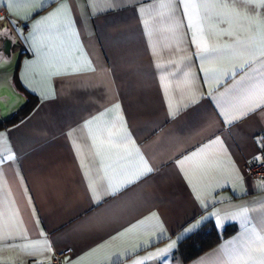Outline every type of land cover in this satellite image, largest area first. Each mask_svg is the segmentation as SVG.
<instances>
[{
	"label": "crops",
	"instance_id": "0c3cea01",
	"mask_svg": "<svg viewBox=\"0 0 264 264\" xmlns=\"http://www.w3.org/2000/svg\"><path fill=\"white\" fill-rule=\"evenodd\" d=\"M61 2L50 0L25 20L22 17L31 9L11 14L8 0H0V10L9 13L25 43L18 84L38 97L27 116L0 124V132H7L16 154L14 162L0 165L4 173L0 177V224L8 221L15 231L27 230V240L14 241L20 246L6 247L7 242L0 241V261L48 262L57 251L70 248L64 264H96L126 249L133 251L121 256L120 264L138 260L143 264H220L222 248L245 227L240 219L230 217L247 209L252 225L264 222V180L250 177L245 169L247 161L264 155V105L231 124L225 122L228 118L221 115L220 105L231 101L233 93L228 89L233 81L205 82L188 29L175 28L182 17L169 21L161 0H122L118 5L113 0L111 8L103 0H68L75 21L70 34L55 40L51 52L45 43L42 55L35 54L34 43L48 29L42 25L34 34L32 26L55 12ZM140 8H150L153 16L139 12ZM142 18L149 19L151 34ZM204 26L211 43L231 42L212 34L208 21ZM45 56L58 57L61 70L68 74L48 76ZM158 64L166 65L163 71L168 79L162 78ZM186 65L195 74L198 94L190 107H183L189 103L187 88L181 83ZM169 99L181 109L175 117L169 115ZM95 116L101 126L122 116L154 167L152 174L99 204L93 203L86 179L97 174L99 161L83 128ZM217 136L221 143L212 145L217 167L197 181L201 204L176 161ZM139 220L145 223L123 238L110 239ZM208 222L215 225L220 240L186 259L181 242ZM44 239L51 252L22 247ZM146 241V246L137 249ZM100 243H105L104 249L85 255ZM169 245L167 253L157 255ZM81 256L83 260L78 259ZM104 264H108L106 259Z\"/></svg>",
	"mask_w": 264,
	"mask_h": 264
},
{
	"label": "snow or ice",
	"instance_id": "6c2138e0",
	"mask_svg": "<svg viewBox=\"0 0 264 264\" xmlns=\"http://www.w3.org/2000/svg\"><path fill=\"white\" fill-rule=\"evenodd\" d=\"M49 2L50 0H8V8L11 14H18L19 9H31V12L22 17L27 20L32 12L39 13ZM51 2H55V0H51ZM95 2L96 0H89V3ZM103 2L108 8L113 6V0H103ZM115 2L118 5L122 0H115ZM160 7L168 9L167 19L169 21H175L178 16L182 17L179 22L175 23V28L177 30L181 27L188 29L191 43L196 49L195 55L201 62L200 69L204 74L205 82L222 84L225 78L233 81L228 89V92L233 93L231 101L227 105H220L224 109L221 115L228 118L225 120L226 123L231 124L241 118V115L246 116L264 105V0H161ZM138 11L146 12L149 17L153 16L150 8L147 10L140 8ZM156 15H161V13H156ZM49 21L54 22L48 23ZM205 21L210 23L212 34L220 38L227 37L231 42L211 43L206 34ZM143 22L151 34L153 29L149 19H143ZM12 23L15 26V21ZM74 23L68 0H62L55 12L36 21L32 26L34 34L41 31L42 25H47L48 29L44 38L34 43L33 52L42 55L40 49L45 43H47L50 52L54 50V41L61 37H67ZM241 33L244 34V38H241ZM8 35L7 30H4L3 33H0V38ZM44 62L48 69V76L68 74L61 70L58 57L45 56ZM90 63L91 61H89ZM157 67L161 69L162 78L168 79V74L163 71L166 65L158 64ZM88 70L94 71L92 68ZM172 75L175 76V73ZM181 77V83L187 88V99L189 100V103L184 104L183 107H190L192 103L196 102L198 95L194 87L195 74L190 71V66L186 65V70L181 73ZM168 106L169 115L173 117L181 110L173 104L171 99L168 101ZM115 107L119 109L120 106L117 104ZM97 121H99V116L92 117L83 124L91 141L94 156L99 161L97 174L94 177L89 174V177L86 178L89 181L87 187L91 199L95 204H99L105 197H116L129 185L135 184L154 172V167L149 164L148 159H145L132 134L128 132L122 116L118 117L117 121L111 125L101 126L96 123ZM217 143H221L218 136L210 143L197 146L196 150L191 151L190 154H184L183 158L176 161L177 167L183 173L201 204L204 201L201 198L197 181L200 176L208 175L217 167V161L212 151V145ZM258 143L260 142L258 141ZM5 153L8 154L5 155ZM254 159L259 161L260 156L258 155ZM15 160L16 154L7 138V132H0V165ZM3 175V169L0 167V177ZM230 219H240L245 227L239 236L227 242V246L222 248L224 256L220 264H264V222L252 225V219L248 216L247 209L233 215ZM144 223V220H139L118 231L110 239L123 238L134 228ZM14 227L8 221L0 224V241L7 242L6 247L20 246L16 245L14 241L27 240V230L15 231ZM43 235L41 232V236ZM148 243L146 241L137 245V249ZM22 247L25 250L40 248L48 252L52 251L46 239L24 243ZM171 247L172 245H169L168 249L161 250L157 255L167 253ZM104 248L105 243H100L85 255H92ZM2 250L0 248V251ZM132 251V249H126L124 252L110 253L99 259L96 264H104L105 259L108 264H120V257L130 255ZM151 258L153 257L150 256L146 259ZM78 259L83 260V256ZM0 264H4V262L0 261ZM37 264L40 262L38 261ZM73 264L76 262L74 261ZM134 264H143V261L138 260Z\"/></svg>",
	"mask_w": 264,
	"mask_h": 264
},
{
	"label": "water",
	"instance_id": "95a60500",
	"mask_svg": "<svg viewBox=\"0 0 264 264\" xmlns=\"http://www.w3.org/2000/svg\"><path fill=\"white\" fill-rule=\"evenodd\" d=\"M4 30L9 35L0 38V123L9 121L28 102L27 95L15 83L25 43L10 17L0 20V33Z\"/></svg>",
	"mask_w": 264,
	"mask_h": 264
},
{
	"label": "trees",
	"instance_id": "16d2710c",
	"mask_svg": "<svg viewBox=\"0 0 264 264\" xmlns=\"http://www.w3.org/2000/svg\"><path fill=\"white\" fill-rule=\"evenodd\" d=\"M15 83L18 89L27 95L28 102L19 112L15 113L14 116L5 123H15L21 120L27 116L38 103V97L35 94L24 90V88L18 84L17 76H15ZM228 232H230L229 228L226 229V233ZM220 238V233L216 229L215 225L212 222H208L197 232L184 239L180 244V248L184 257L189 259L215 244L218 240H220Z\"/></svg>",
	"mask_w": 264,
	"mask_h": 264
},
{
	"label": "built area",
	"instance_id": "2783aa9c",
	"mask_svg": "<svg viewBox=\"0 0 264 264\" xmlns=\"http://www.w3.org/2000/svg\"><path fill=\"white\" fill-rule=\"evenodd\" d=\"M5 17H10L9 13L5 9L0 10V20L5 18ZM245 169L246 173L254 178V179H261L264 180V155L262 158H260L259 161L250 160L247 161L245 164ZM71 250L70 248L64 249V250H59L57 251L54 256L51 258L50 261L48 262H40V264H64V256L67 251ZM31 264H37L36 263H31Z\"/></svg>",
	"mask_w": 264,
	"mask_h": 264
}]
</instances>
